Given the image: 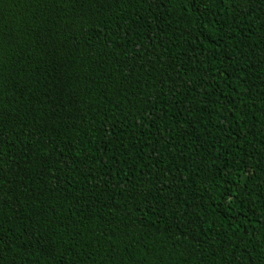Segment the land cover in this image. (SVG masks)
I'll use <instances>...</instances> for the list:
<instances>
[{
	"label": "trees",
	"instance_id": "1",
	"mask_svg": "<svg viewBox=\"0 0 264 264\" xmlns=\"http://www.w3.org/2000/svg\"><path fill=\"white\" fill-rule=\"evenodd\" d=\"M0 264H264V0H0Z\"/></svg>",
	"mask_w": 264,
	"mask_h": 264
}]
</instances>
